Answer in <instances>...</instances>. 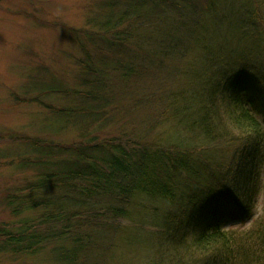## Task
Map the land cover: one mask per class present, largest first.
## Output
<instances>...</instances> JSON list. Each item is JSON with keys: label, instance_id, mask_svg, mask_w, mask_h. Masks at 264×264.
<instances>
[{"label": "rangeland", "instance_id": "1", "mask_svg": "<svg viewBox=\"0 0 264 264\" xmlns=\"http://www.w3.org/2000/svg\"><path fill=\"white\" fill-rule=\"evenodd\" d=\"M150 1L160 8L154 16L130 13L115 23L114 30L127 32L129 38L120 42L119 49L110 50L105 40L112 33L104 31L103 23L126 9L125 0H0V227L15 228L21 218L4 207L5 196L35 178L33 169L19 166L23 158L36 155L22 141L37 139L64 148L110 142L150 148L168 146L179 137L192 139L193 134L189 138L185 133L181 117L174 115L205 112L211 91L207 81L214 82L218 70L237 58L238 46L245 45L241 52L252 55L249 42H256L254 37L259 36L255 44L264 54L263 21L257 34L248 39L243 36L252 30L245 29L250 31L247 34L242 29L240 33L235 28L224 30L229 16L224 3L233 6L236 16L245 15L248 10L242 8L250 4L264 16V0H217L222 2L221 11L212 9L207 14L176 0L187 11L171 13V18L161 0ZM113 12L117 15L112 16ZM212 27L219 30L208 32ZM126 63L132 67H125ZM86 64L105 69L100 84L103 103L95 110L103 115L80 128L54 114L79 115V108L87 107V88L81 86ZM50 87L59 92H51ZM260 101L253 103L261 113L264 104ZM91 104L89 101L88 106ZM72 108L77 109L70 112ZM217 115L228 133L194 145L195 154L203 150L204 174L223 170L228 157L221 158L219 151L238 135L223 114ZM262 125L264 129V119ZM184 179L178 173V181ZM107 202L112 203L105 198L102 207ZM252 202L247 208L228 206L221 213V230H247L260 221L263 188ZM125 206L129 213L122 217L97 221L87 217L90 238L74 264H152L166 256L165 245L157 246L162 240L158 237L160 216L172 212V207L145 198ZM53 247L54 243L48 244L33 255L0 253V264H60Z\"/></svg>", "mask_w": 264, "mask_h": 264}, {"label": "trees", "instance_id": "2", "mask_svg": "<svg viewBox=\"0 0 264 264\" xmlns=\"http://www.w3.org/2000/svg\"><path fill=\"white\" fill-rule=\"evenodd\" d=\"M125 1L126 9L118 15L113 12L112 16H117L103 23L104 31L112 33V38L105 40L110 50L119 49L120 42L129 38L127 32L114 30L115 23L130 13L152 17L160 9L150 0ZM181 1L203 9V14L222 9V2L217 0ZM161 2L168 9L169 17L171 13L187 11L186 5L176 0ZM224 4L229 12L225 32L235 28L236 33L243 30L247 34L250 31L246 30H252L251 35L243 36L248 39L262 28L264 16L258 8L250 4L242 8L248 10L245 15L236 16L233 6L229 2ZM211 30L219 29L212 27L208 32ZM257 37L260 38H254L259 41ZM257 41L249 42L254 50L252 55L241 52L245 45L238 46L237 58L218 70L214 82L208 79L211 91L206 99L209 103L203 107L205 112L174 115V118L181 117V125L189 138L193 134L192 139L179 137L168 146L150 148L136 143L127 148L112 142L64 148L37 139L22 141L36 155L23 158L19 166L33 169L35 178L4 198V207L12 216L21 218L15 228L1 225L0 253L33 255L54 243L52 253L56 260L60 264H74L90 238L87 217L96 221L122 217L129 213L125 203L145 198L166 202L173 210L160 216L158 237L162 240L157 246L164 244L167 254L152 264H264V214L247 230L223 231L219 224L221 213L228 206L247 208L258 190L264 189V105L260 113V108L253 103L261 100L264 104V54L258 50ZM125 67L132 66L126 63ZM104 72V68L85 65L81 86L87 88L84 97L88 114L79 108V115L64 111L54 115L80 128L97 122L103 115L95 110L103 103L100 84ZM49 90L59 92L51 87ZM89 101L93 104L88 106ZM73 109L77 108L70 112ZM217 114H223L238 135L229 138L227 152L225 148L219 151L221 158L228 157L223 170L217 169L221 175L209 171L204 174L206 160L201 159L200 153L203 155V150L195 154L194 145L201 139L225 136ZM178 173L185 179L178 181ZM105 198L112 203L102 207Z\"/></svg>", "mask_w": 264, "mask_h": 264}, {"label": "bare ground", "instance_id": "3", "mask_svg": "<svg viewBox=\"0 0 264 264\" xmlns=\"http://www.w3.org/2000/svg\"><path fill=\"white\" fill-rule=\"evenodd\" d=\"M246 56H247V54H246Z\"/></svg>", "mask_w": 264, "mask_h": 264}]
</instances>
